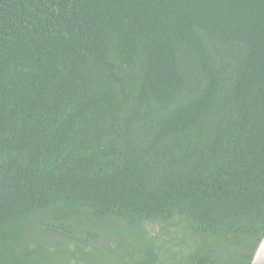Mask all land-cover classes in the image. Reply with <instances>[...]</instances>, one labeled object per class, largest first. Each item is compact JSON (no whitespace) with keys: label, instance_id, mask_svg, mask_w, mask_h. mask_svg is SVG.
I'll list each match as a JSON object with an SVG mask.
<instances>
[{"label":"trees","instance_id":"16d2710c","mask_svg":"<svg viewBox=\"0 0 264 264\" xmlns=\"http://www.w3.org/2000/svg\"><path fill=\"white\" fill-rule=\"evenodd\" d=\"M105 222L173 224L152 264H250L264 0H0V264Z\"/></svg>","mask_w":264,"mask_h":264},{"label":"rangeland","instance_id":"374dc122","mask_svg":"<svg viewBox=\"0 0 264 264\" xmlns=\"http://www.w3.org/2000/svg\"><path fill=\"white\" fill-rule=\"evenodd\" d=\"M174 222V221H173ZM88 224L90 230L97 234L94 240H72L63 236H48L46 253L50 254L55 264H135L144 254L147 247L151 248L149 258L152 264V247L158 237L172 231L173 224L149 223L136 232L125 223ZM89 227H86L89 229ZM142 232V233H141ZM29 246H34L29 243Z\"/></svg>","mask_w":264,"mask_h":264},{"label":"water","instance_id":"95a60500","mask_svg":"<svg viewBox=\"0 0 264 264\" xmlns=\"http://www.w3.org/2000/svg\"><path fill=\"white\" fill-rule=\"evenodd\" d=\"M250 264H264V233L253 253Z\"/></svg>","mask_w":264,"mask_h":264}]
</instances>
